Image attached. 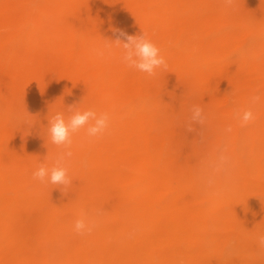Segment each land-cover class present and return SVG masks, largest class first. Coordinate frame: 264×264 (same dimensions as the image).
<instances>
[{"label":"bare ground","instance_id":"1","mask_svg":"<svg viewBox=\"0 0 264 264\" xmlns=\"http://www.w3.org/2000/svg\"><path fill=\"white\" fill-rule=\"evenodd\" d=\"M115 29L146 32L167 68H128ZM70 107L109 128L72 135L68 188L34 180ZM262 234L264 0H0V264H264Z\"/></svg>","mask_w":264,"mask_h":264},{"label":"clouds","instance_id":"2","mask_svg":"<svg viewBox=\"0 0 264 264\" xmlns=\"http://www.w3.org/2000/svg\"><path fill=\"white\" fill-rule=\"evenodd\" d=\"M225 4L231 5L232 0H225ZM114 34L116 38L112 41L122 48L120 59L128 68L146 73L149 77H154L158 68H167V62L165 57L161 55L160 48L152 42L146 32L143 31L140 35H129L123 30L115 29ZM94 52L98 57H103L106 53H111V45L105 44L94 49ZM259 100V95L251 97L252 103H257ZM69 113L67 117L63 113H56L49 119L48 132L51 142L61 148L62 151L58 153L51 168L41 164L33 172L34 180L68 188L72 184V180L68 175L66 163L73 156L71 151L72 135L85 128L87 137L98 138L105 134L109 128L110 116L107 112L98 114L93 109L81 111L70 107ZM236 115L241 120L242 126L255 119L250 108L243 110L242 114L238 111ZM205 119L203 109L198 105L192 106L186 130L188 132L193 131L192 125H202ZM231 130V126L226 129L227 132H231ZM221 162L222 165L227 166V157L222 156ZM95 227L96 225L84 215H81L74 222V231L79 235L90 234ZM258 244L264 247V234L258 236Z\"/></svg>","mask_w":264,"mask_h":264},{"label":"rangeland","instance_id":"3","mask_svg":"<svg viewBox=\"0 0 264 264\" xmlns=\"http://www.w3.org/2000/svg\"><path fill=\"white\" fill-rule=\"evenodd\" d=\"M261 57V56H258ZM243 129H248V130H261L262 127L260 126V123L258 122L257 119H254L253 121L249 122L247 125L243 126Z\"/></svg>","mask_w":264,"mask_h":264}]
</instances>
